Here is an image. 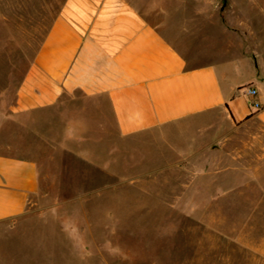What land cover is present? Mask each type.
Masks as SVG:
<instances>
[{
	"label": "crops",
	"instance_id": "0c3cea01",
	"mask_svg": "<svg viewBox=\"0 0 264 264\" xmlns=\"http://www.w3.org/2000/svg\"><path fill=\"white\" fill-rule=\"evenodd\" d=\"M209 12L63 1L7 114L23 144L0 152V232L50 203L83 205L86 252H157L179 234L185 264H264V16L246 10L243 42L221 46L200 25Z\"/></svg>",
	"mask_w": 264,
	"mask_h": 264
},
{
	"label": "rangeland",
	"instance_id": "374dc122",
	"mask_svg": "<svg viewBox=\"0 0 264 264\" xmlns=\"http://www.w3.org/2000/svg\"><path fill=\"white\" fill-rule=\"evenodd\" d=\"M63 1L0 0V152L8 151L7 144L15 146L9 150L11 153L18 155L22 151L23 136L13 123L6 122L7 114L34 58L32 54ZM205 9L210 12L206 16L200 15V25L205 23L218 28L221 46L234 39L239 46L245 38V11L252 9L255 17L264 16V0H200V10ZM5 21L9 23L8 29ZM203 34H200V49L211 50L214 43ZM82 191L77 190V193ZM54 192L62 198L68 197L70 190ZM84 224L83 205H75L72 210L68 205L56 208L53 203L39 207L35 212L13 220L0 232V264H150L153 261L185 264L179 234L173 238H156L157 252L90 253L83 246ZM124 240L135 243V248L140 249L154 238L126 237Z\"/></svg>",
	"mask_w": 264,
	"mask_h": 264
},
{
	"label": "built area",
	"instance_id": "2783aa9c",
	"mask_svg": "<svg viewBox=\"0 0 264 264\" xmlns=\"http://www.w3.org/2000/svg\"><path fill=\"white\" fill-rule=\"evenodd\" d=\"M244 94L246 96H248L249 98H256L258 96L259 92H258V89L249 86V87H246L244 89ZM251 107L254 108V109H260L261 105L258 102H252L251 103Z\"/></svg>",
	"mask_w": 264,
	"mask_h": 264
}]
</instances>
